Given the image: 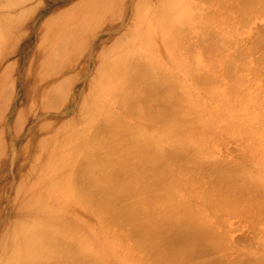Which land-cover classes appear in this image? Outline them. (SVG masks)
<instances>
[{
  "label": "bare ground",
  "instance_id": "bare-ground-1",
  "mask_svg": "<svg viewBox=\"0 0 264 264\" xmlns=\"http://www.w3.org/2000/svg\"><path fill=\"white\" fill-rule=\"evenodd\" d=\"M210 5H217L212 15L204 11V6ZM261 5H264V0H0V264H106L93 250L96 242H86L81 236L80 223L77 222L74 228L70 226L65 212L70 208L65 204H53L51 196L40 193L42 189L43 192H58V196L66 192L65 197L71 203L82 202L89 215H92L89 211H95L99 222L104 223L101 226L110 231L114 225L116 228L121 218L130 230L136 231H131L133 235L145 223L144 229L150 227L147 222L154 224L156 219H169L167 212L172 210L170 200L173 193L169 189L174 191L177 185L172 181H177L178 187L185 184H181V175L177 176L179 174L173 168L169 169L168 163L190 158L202 163L203 158L195 150H187L184 143L164 148L152 138L153 135L142 138L140 125L125 120L121 114L156 123L151 124L152 129L165 124L166 132L175 131L178 133L176 136L183 137V142L188 131L182 135L181 130L189 125L184 124L188 120L186 116L190 113L192 119H189L193 121L198 117L200 108H197L195 100L207 107L212 104L210 109L216 113L231 103L243 101L244 104L247 101L249 105L244 108L246 116L242 118L245 128L240 126L244 131L247 126L255 129L256 133L260 132L258 111L263 112L264 108L259 109L255 104L264 102V62L253 64L252 68V64L248 67L250 63L246 60L245 65H249L245 68L244 62L240 63L241 58L245 57L242 60L245 61L249 54L240 53L239 49L233 53L237 38L234 39L235 34L229 32L236 29L233 14L238 17L242 13L247 15ZM221 8L228 9V13L225 9V13L220 12ZM261 8L264 9L263 6ZM218 16L231 30L227 31L222 23L218 24ZM256 47L261 49L262 46L250 48H254L256 53ZM254 49L251 50L253 53ZM262 55L260 58L255 55L254 60L264 61ZM258 67V71L255 70ZM246 72L259 75L262 84L250 85V75L247 77ZM187 80L197 90L194 94L187 90ZM105 101H114L119 111L106 107ZM218 101L227 105L217 104ZM255 106L258 113L251 109ZM82 120L83 129L73 130L76 122ZM219 164L213 165L218 181L229 180V189L243 194L237 177L244 173L246 167L237 174L221 161ZM48 168H53L50 178L45 176ZM166 168L170 172L166 173ZM172 172L177 173L175 175L181 182ZM168 176H173L172 180ZM142 177L147 178L145 191L153 192L149 193L150 196L146 195L148 192L142 195L141 181L138 186ZM33 180L40 182L43 188H27L26 184ZM53 181L58 184L56 190L50 186ZM257 184L261 185V182ZM140 186L142 189H138ZM254 189L252 191L255 192L261 190L258 193L263 191L258 187ZM32 191L39 194H32ZM128 197L130 200L131 197L136 198L138 202L132 205ZM191 208L186 210L191 211L190 218L184 223L182 221L184 225L179 229L175 228L178 227L177 222L176 225L173 223L175 219L168 220L172 224L163 223L165 230L171 225L173 227L168 229L170 232L165 231L171 233L168 236L171 237L166 238L167 241L162 238L168 244H162L158 238L164 232L158 230L159 222L154 227L161 232L160 235L153 227L147 229L149 234L137 235L138 239L140 236V239L155 242L152 237L156 231L157 246L166 245L170 255L175 252L174 257L188 250L189 253L194 246L196 251L192 252L200 255L196 247L204 242H210L213 248L214 245L222 246L221 243L218 245L210 226L200 217L199 210ZM174 218L177 219L176 216ZM178 223L180 225V221ZM173 229L177 235L172 233ZM115 230L114 233L112 229L110 236L118 244L131 245L132 239H126L131 233L125 237L123 233L121 236L120 229ZM123 238L129 242L123 240L120 243ZM164 246L161 247L164 249ZM205 246L204 249L209 250ZM119 250L118 253L114 250L116 259ZM131 250L134 253L136 249ZM142 252L141 255L138 252L139 256L144 257ZM168 254L163 253L166 259L162 255L166 261L159 258L162 261L156 264H166ZM185 255L181 254L187 258L188 254ZM127 256L131 263L136 262L137 258ZM240 258H236L237 261ZM168 260L171 261L170 257ZM190 261L193 262L192 259Z\"/></svg>",
  "mask_w": 264,
  "mask_h": 264
},
{
  "label": "rangeland",
  "instance_id": "rangeland-1",
  "mask_svg": "<svg viewBox=\"0 0 264 264\" xmlns=\"http://www.w3.org/2000/svg\"><path fill=\"white\" fill-rule=\"evenodd\" d=\"M197 3H198V1H197ZM261 6L264 7V5H261ZM261 6H260V8H261ZM260 8H257L256 10L248 13L247 15L242 13V15L239 17L236 14H233L235 16L233 17L232 20L234 21V19H235V22H236L235 28L236 29H235V32L232 30L229 33H231V34L234 33L236 36L234 39L237 38L236 40L239 41L240 44L237 41H235V48L236 49H233L234 51L233 50L232 51H233V53H236V50L239 49L240 53L241 52L243 54L245 53V55L249 54V56H246L245 61H242L245 58V57H243L244 55L242 56L243 58H241L242 60L240 63L243 64V62H244L245 68H246V66L249 65V63H250V65L248 67H250L252 64V68H253V66L256 65V63L260 64L259 62H261V63L264 62V61H262L263 59H260V61L254 60L255 59L254 56L256 55V57L258 56L260 58L259 55H262L263 50H264V44L259 40L262 38L261 36L264 37V29H263L264 28L263 27L264 26V9L261 8L262 11H259ZM216 9H217V5H214V6L210 5V6H207L206 8L204 6V11H206L208 15L214 14L215 12H213V11ZM224 9L227 11H225ZM224 11L228 13V9H226V8L220 9V12L225 13ZM222 18H226V16H222ZM216 19L218 21V24L222 23V19L219 16ZM222 26L225 27L227 31L231 30L230 27H227L226 24H224V22L222 23ZM261 27H263V28L260 29ZM258 29H260V30H258ZM261 30H263V31H261ZM258 31L261 35L258 33ZM258 34L261 38H259ZM257 36H258V38H257ZM246 37H247V39H246ZM250 39H251V41L249 42ZM253 39L255 41H253ZM262 39L261 40L264 42V38H262ZM248 42L250 44H251V42H252V44H253V42H256V44L254 43L253 46L256 45V46H262V47H261V49H260V47H256V50L258 48V51H256V53H255V49L253 48L254 49V53H253L252 52L253 49L250 48L253 46H252V44L249 45ZM158 43L161 44L160 41H158ZM257 43L262 44V45H257ZM247 44L249 45V47H248L249 49H247V46H248ZM236 45L237 46L239 45L238 48ZM242 45H244V46H242ZM245 47H246V49H245ZM248 50H249V53L246 52ZM260 50H261V53H260ZM257 52H258V54H257ZM262 57H264V54L261 56V58ZM246 60L249 61V63L247 65H245ZM259 67H260V71H261V66H259ZM259 67L256 68L255 70L259 69ZM247 70H250V68H248ZM262 70H264V68ZM260 71H259V73H260ZM250 73H252V72H250ZM250 73H247L248 74L247 77L250 75ZM252 74H254V73H252ZM248 79H250V85L254 84L253 86L262 84V82H263L259 75H256V76L250 75L248 77ZM185 83L188 86V88H187L188 91H190L193 94L195 92H197V90L190 85V80L185 81ZM176 87H177V89H178V87H179V89H182L181 86H176ZM183 98H184V100H186V97H183ZM247 103L248 102L245 101L243 104V101H240V102L235 103V104L231 103V104L227 105V103H224L222 101H218L217 104L227 105V106H225L224 110H222L220 112L221 113L220 114V113L214 112L215 111L214 109H210L212 104L209 103V107H207L204 103H200L197 100H195V104H196L197 108H200V110L198 109L199 113H197L199 118L194 116L195 118L193 121V120H190V119H192V115H190V113H189L188 117L186 116V118L189 121L185 120L184 124H189V125H187V126L185 125L184 129L181 130V133L185 132V130L188 131V133L185 132V134H187V135H185V137H184L185 139L183 142H181V139L183 137L180 138L179 136H176V135H178V133L175 134L176 133L175 131L173 133H167L166 128H164L165 124L160 125L161 127L158 126L159 128L155 127L156 128V130H155L154 127L152 129V126L156 124L154 122H152L153 125H151L152 123L149 122L148 120L142 119L144 121L143 122L141 120H136V118H133L132 116H129V115L126 116V114L125 115L121 114L124 119L126 118L125 120H128L129 122H134L136 125L141 126V127L139 126V129L141 131V137L142 136L143 137H147V136L152 137V135H153L152 138H155L157 140L159 146L164 147V148L165 147L166 148L167 147L173 148V144H174V146H176V145H181V143L183 145V143H184V144H186V146L188 148V149L186 148L187 150H190V149L192 151L195 150L197 152V154L203 158L202 163L195 161L194 158H190L188 160L182 159V160H178L176 162L174 161V163H171L173 161L172 160L170 162L172 166H170V163H168V166L170 167L169 169L173 168V170L179 174L177 176L181 175V181L182 182L180 180H178L179 179L178 177H176L175 174H177V173L174 172L175 174H173V172H172L171 174H173L176 177L175 179L178 180L179 182H181V184L183 183L185 185H183V186L181 185V187H178L179 183L177 181H174V182L172 181V184L175 182L177 183V185L175 184L176 186L174 188V191L171 188L169 189L170 192H173L172 193V199L170 200V202L172 203L170 208L173 211L172 210L170 211L171 214L169 211L167 213L170 215L169 219H171V220L175 219L173 221V223L175 222V225H176V222H177L178 227L175 226V228L179 229V226L182 227L184 225L183 224L184 221L186 222V220H188L190 218L191 211H186L188 209V207H190V206L193 207L191 209H194V211L199 210V213L201 214L200 217H202L207 222V224L210 226V230L213 233L214 238H216V240H218V245H219V243L224 245V246L219 245L221 248L222 247L224 248V249L222 248L223 250L218 248L219 246H215V245L213 248L212 247L213 245L212 244L210 245V242L209 243L204 242L203 243L204 245L198 244V247H196L197 251H199L201 256L198 253L194 254V252L196 251V250L194 251V248H195V246H194L193 248L190 249V252L194 251V252H192L193 253L192 255H190L191 254L190 252H189L190 254L188 253L189 250L187 251V253L184 252V254L183 253H180V255L176 254V257L177 256L181 257V258L178 257L179 258V260H178V258L174 257L175 252L171 253L172 256L170 255V252H169L170 250L167 249L166 245H165L166 247L164 245H161V246H164V249H163V247L157 246V244H156L158 238H160L161 241H162V238L167 241L166 238L169 239L171 237V236L168 237L169 235H171V233L168 234L166 232H170V231H168V229L173 228V227H171L172 225L170 227H168V229H166L167 230L166 231L165 226L163 224L164 222L170 223L171 220L168 222L169 219L168 220L164 219V220H160V221L158 219H156L157 222H154V224L155 223L158 224V222H159V224L161 223L159 226L160 228L158 227V230L161 229V231H164V232H162L163 237L162 236L158 237V234L160 235L161 232H159L157 230V228L154 227L156 224L154 225L153 223L147 222V225H150L151 228L146 227L144 229V227L146 226V223H145L144 226L141 225L139 227L140 228L139 232H137L136 235L135 234L133 235L132 232L135 233L136 231L130 230L128 228L129 227L128 224H126V221H124V219L121 218L123 221H121V219L118 220V225H116V228H115V225H114V227H111V228L113 229L114 233H115V231L116 232L118 231L115 229H117V228L120 229L119 232H120L121 236L124 234V236L126 237L127 234H129V233H131L133 235V237H132V235H128L126 237V239L129 237H130V239H132L130 243L133 246L132 248L134 250L136 249L135 250L136 253H135V251H134V253L137 254L138 252H140V255H141V252L144 250V253L142 252L144 254V257L139 256V253H138V256H136L132 252L133 251V250H131L132 248H129V246H131V245L128 243L129 245L127 246V244H124V242H122L123 240H126V239H124L125 237L123 236L124 238L121 239V241H120V243L122 242V244H118L119 242H116V239L112 235L111 236L113 237V239L110 236L112 229L110 231V230H107L106 227H102V226H104V225H102L104 223H101V221L99 222V217L97 214L94 213L95 211H89L92 214V215H89L88 210H86V208L82 202H80V204H82V205L75 203V202L71 203L68 200V198L65 197L67 194L66 192H62L61 196H58L60 194L58 192H54V191H44L43 192L42 191L43 189H42L40 193L47 194V195L51 196L52 200L54 199L53 204H55V203H58V205L65 204L67 207L70 208V211H65L67 213V218H68L70 226L72 228H74V227H76L75 225L77 224V222L80 223V226H79L80 231L79 232L82 231V233H80L81 236H84L86 242H87V240L88 241L90 240L91 243L93 241L96 242L94 244L93 250L95 253L98 254V256L106 264H128V263L129 264H137L136 262H138L139 264H152V263L156 264L162 260L164 262V260L166 259L165 255L168 254L167 252H169L168 259L170 257L171 261H169L167 259L168 262H166V264H176V263L177 264H187V263L188 264L189 263L190 264H198L197 259L199 260L198 261L199 264L200 263L201 264H203V263L204 264H216L215 262H217V264H219L220 262H221V264H245L246 260H247L246 264H248V262H250L249 264H251V263L255 264V262H256V264H257V262H258V264H264V260H263L264 259V189H263L264 188V183H263L264 182V130H263V127H264V119H263L264 118V116H263L264 115V113H263L264 112V109H263L264 105H263V103L264 102H262L260 105L255 104V105H257V107H259V109H263L262 110L263 112L258 111L259 112L258 113V112H256V108H257L256 106H255V108L251 107V109L253 108L252 111H255L256 113H258V115H260V117L258 116V122H259V126L261 127V130L258 133H256L255 129L251 130L247 126L245 129L246 131L243 130L245 128V125L242 124V121L244 122L245 120H243L242 118L246 116L244 108L247 105H249ZM105 105H106V107L115 109V111H119V109H118L119 106L115 105L114 101L112 103H107L105 101ZM260 106L262 108H260ZM191 114H192V112H191ZM237 115H239V116H237ZM119 116H120V113H119ZM133 119H135V120H133ZM195 119H196V121H195ZM197 120H198V124H197ZM237 120H239V121H237ZM146 122H148V123H146ZM160 123H161V121H160ZM148 124H150V126ZM260 124H263V125H260ZM147 125H148V127H147ZM191 125H193V127L195 129ZM240 125H243V129H242V126H240ZM83 127H84V122L82 120V121H77L75 127L72 129L80 131L83 129ZM189 127L191 129H189ZM205 127H207V128H205ZM149 128H150V132H149ZM151 130H152V132H156L157 134L156 133L152 134ZM191 130H193V132H191ZM69 131H71V130H69ZM164 132H165V134H164ZM162 133H163V135H160ZM167 134H168V137H169V135L172 136L171 134H175V135L168 138L166 136ZM182 135H183V133H182ZM187 136L190 138H188ZM176 137H178V138H176ZM186 137H187L189 143L188 142L186 143V141H187ZM178 139H179V141H178ZM184 147H185V145H184ZM98 151H100L99 153H101V154L103 153V152H101V150H98ZM219 161H221L222 164L226 165V167L233 169L237 174L239 172L241 173L243 171V169L240 171V169L242 167H246V168H244L245 169L243 171L244 173H242V175L239 174V178L236 176L240 186L243 187V188L240 187L241 191L243 190V192H242L243 194L239 195L240 193L236 192L237 190L236 191L234 190V192L232 191V189L230 190L229 188L231 185L229 183V180H227L226 182H221V183H220V181H218V179L216 178V175L213 171V168H214L213 165L216 163L219 164ZM177 162H180L179 163L180 165H178ZM197 163H201L202 165L201 164L198 165ZM166 170H167V172H166ZM173 170H171V171H173ZM45 171H46L45 172L46 177L50 178L53 175V168H48ZM252 171L254 173H250ZM165 172L168 173V172H170V170H168V168H166ZM235 172H233V173H235ZM163 175H165V174H163ZM168 175H170V173ZM128 177H130L132 179V176L129 175ZM144 178L142 177L139 180V184H138V186H139L140 181H141V184H143V186L141 185L143 189L145 188L144 185L147 184L146 179L150 178V177H147L145 179ZM169 178H171V177H169ZM169 178H167L168 181H169ZM172 178H173V176H172ZM172 178H171V180H172ZM175 179H173V180H175ZM128 180H129V178H128ZM256 181L261 182V185H259L260 183L257 184L258 182H256ZM251 182H254L257 185L254 183H251ZM26 185H27V188H30V189L34 188L36 186L43 188V186H41L40 182L35 181V180L28 182V184H26ZM221 185H223V187H221ZM252 185H254V186H252ZM50 186L53 187L54 190H56L58 187V184H57V182H54ZM141 186L138 187V189H140ZM51 187H49V188L51 189ZM114 187L115 186H113V188ZM255 187L261 188L263 190L262 193L261 192L258 193L261 190H258V192L252 191V189L255 190L254 189ZM110 188L113 190L112 187H110ZM240 188H238V189H240ZM145 190L146 189H144V192L142 195H144L145 192H148ZM31 193L32 194H39V192H37V191H32ZM149 193L153 194V192H148L146 195L150 196L151 194H149ZM238 195H239V197H238ZM54 196H58V197H55L56 200H55ZM240 196H242V197H240ZM129 197H128V200H130ZM173 197H174V199H173ZM125 199L127 200V198H125ZM125 199H123V201L128 203V201H126ZM133 199L134 198L131 197L130 203H132V205L136 204L138 202V199H136V198L134 200ZM132 201H134L135 203ZM214 203H215V205H214ZM217 204H219L218 207H217ZM213 205L216 208L213 207ZM174 213H176V215ZM171 216L173 218H171ZM175 216L177 217V219L174 218ZM179 221H180V225L178 223ZM182 221H183V223L181 224ZM189 221H192V220H189ZM119 224H122V225L119 226ZM124 224H126V227ZM170 224H172V223H170ZM161 225H163V228H161ZM165 225H168V224H165ZM117 226H119V227H117ZM122 226L125 228L123 229ZM142 226H143V228H142ZM153 227H154L153 230H156L159 232L157 234L156 231L155 232L153 231L154 236L157 234L155 237L154 236L152 237V239H155V242L153 240L151 241V243L154 242V244H156L155 246H154V244H151L150 241H148V240H144L143 238L140 239L146 233L149 234L148 233L149 230H147V229L151 230ZM126 229H128V230H126ZM140 230H142L143 232H141ZM169 230H171V229H169ZM106 231L107 232L110 231V232L107 233ZM137 231H138V229H137ZM172 231L171 232L175 234L174 229ZM104 232H106V234ZM124 232H126V233H124ZM102 233H103V235H102ZM111 234H113V233H111ZM257 234H258L259 238L257 237ZM137 235L141 236V237L139 236L140 241H139ZM175 235H177V234H175ZM156 237H158V238L156 239ZM172 237H174V235ZM160 239H159V241H160ZM143 240L145 242L144 244L142 243ZM165 240H163L164 242L162 241V244L166 243ZM133 241L135 243H132ZM146 241L148 244H150V246H152V247L149 246L152 250L148 246L145 247V244H147ZM161 241H160V243H161ZM115 242L117 243V245L115 244ZM127 242H129V240ZM127 242H125V243H127ZM160 243L158 242V244H160ZM205 243L206 244L208 243V244L205 246ZM166 244H168V243H166ZM122 245H124V246H122ZM201 245H203V246H201ZM208 245H210V249L212 247L211 250L208 248ZM119 246H122L123 249L124 248L125 249L123 250L122 247H120V250H119ZM153 246L157 247V248L154 249ZM204 246L207 247V249H209V250H206V248L204 249ZM140 247H141V249H139ZM114 248H117V249H114ZM200 248H202L203 250L202 249L200 250ZM213 249H215L214 252H213ZM114 250H116V252L118 250L120 251L118 256H117V259H116V254L118 252L116 253ZM204 250L206 253L203 252ZM220 250H221V252H220ZM146 251H148V252H146ZM149 251H151V253H149ZM152 252H154L155 255H154V253L152 254ZM164 252H165V255H163ZM127 253L131 257H135V259L137 258L135 263H131L129 261L130 257L128 258ZM148 253L151 254L150 255L151 257L149 256ZM160 253H162V255L164 256L165 259L163 258V256ZM124 254H127V255L124 256ZM181 254L184 256H186L185 254H188L187 255L188 257L183 258L181 256ZM218 254H219V256H218ZM189 255H190V257H189ZM126 257H127V259H126ZM138 257H142V259L141 258L138 259ZM148 257H150V258H148ZM173 257H174V259H173ZM200 257H202L203 259L202 258L199 259ZM214 257L216 258V260H213V259H215ZM239 257H241V258L244 257L245 261H243L244 260L243 258L242 259L240 258L237 261V259ZM159 258L162 260H160ZM217 258H219L220 261ZM251 258L253 261L251 260ZM254 258H256V259H254ZM123 259L126 260V262ZM156 259H158V260H156ZM191 259H192V261L194 259V261L191 262L190 261ZM206 259L207 260L209 259V260L207 261ZM210 259H212V260H210ZM225 259H227V260H225ZM200 260L203 261V263L200 262ZM240 260L242 261V263ZM257 260H259V261H257ZM184 261H186V262H184ZM163 262H161V264H164Z\"/></svg>",
  "mask_w": 264,
  "mask_h": 264
}]
</instances>
